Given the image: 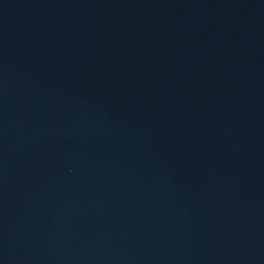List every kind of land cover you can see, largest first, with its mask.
<instances>
[{"label": "water", "instance_id": "water-1", "mask_svg": "<svg viewBox=\"0 0 264 264\" xmlns=\"http://www.w3.org/2000/svg\"><path fill=\"white\" fill-rule=\"evenodd\" d=\"M0 264H264V0H0Z\"/></svg>", "mask_w": 264, "mask_h": 264}]
</instances>
